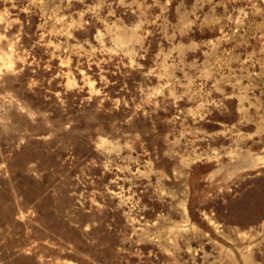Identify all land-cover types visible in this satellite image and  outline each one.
<instances>
[{"label":"rangeland","instance_id":"1","mask_svg":"<svg viewBox=\"0 0 264 264\" xmlns=\"http://www.w3.org/2000/svg\"><path fill=\"white\" fill-rule=\"evenodd\" d=\"M0 264H264V0H0Z\"/></svg>","mask_w":264,"mask_h":264}]
</instances>
